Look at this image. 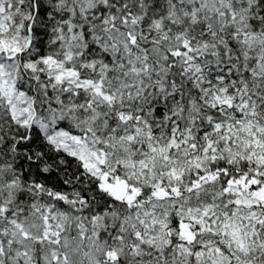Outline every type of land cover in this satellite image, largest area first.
I'll return each instance as SVG.
<instances>
[{
  "label": "snow or ice",
  "instance_id": "obj_1",
  "mask_svg": "<svg viewBox=\"0 0 264 264\" xmlns=\"http://www.w3.org/2000/svg\"><path fill=\"white\" fill-rule=\"evenodd\" d=\"M0 264H264V0H0Z\"/></svg>",
  "mask_w": 264,
  "mask_h": 264
}]
</instances>
